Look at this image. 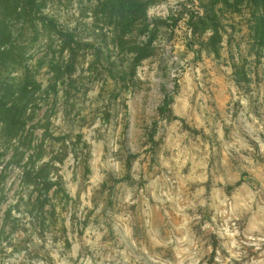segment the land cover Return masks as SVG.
I'll list each match as a JSON object with an SVG mask.
<instances>
[{"label":"rangeland","instance_id":"obj_1","mask_svg":"<svg viewBox=\"0 0 264 264\" xmlns=\"http://www.w3.org/2000/svg\"><path fill=\"white\" fill-rule=\"evenodd\" d=\"M37 4L75 37L16 24L39 89L0 264H264V0Z\"/></svg>","mask_w":264,"mask_h":264},{"label":"trees","instance_id":"obj_2","mask_svg":"<svg viewBox=\"0 0 264 264\" xmlns=\"http://www.w3.org/2000/svg\"><path fill=\"white\" fill-rule=\"evenodd\" d=\"M23 1V6L18 3ZM39 0H0V166L6 153L12 151L14 163L21 165L24 156L33 150V142L30 138V130L27 129L29 119V104L32 94L39 89V82L34 75L26 72L25 77L13 76L14 70H32L26 65V50L17 45L16 24L21 22V29L33 26L37 31L38 23L48 31L50 40L56 39L61 42L63 37H75L72 33L65 31L58 19L52 14L39 16L35 11ZM113 4L124 7L126 0H110ZM123 17V16H122ZM22 67V68H20ZM13 70V71H11ZM179 85H177V89ZM174 94H167L161 107L162 113H172ZM32 158L33 154L29 153ZM12 164L13 161H10ZM25 169L29 183L49 187L46 181V170L38 166L36 162H25ZM247 175V174H246ZM46 189V188H44Z\"/></svg>","mask_w":264,"mask_h":264}]
</instances>
